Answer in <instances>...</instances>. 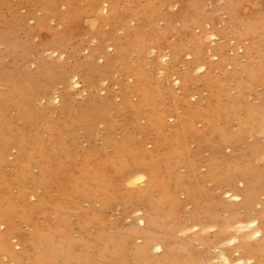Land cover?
I'll return each mask as SVG.
<instances>
[{"label": "rangeland", "instance_id": "rangeland-1", "mask_svg": "<svg viewBox=\"0 0 264 264\" xmlns=\"http://www.w3.org/2000/svg\"><path fill=\"white\" fill-rule=\"evenodd\" d=\"M105 6L108 8L105 0H0V139H19L24 146L20 157L11 146L4 152V163L0 165V209H4V214L14 223L20 237L27 236L33 229L42 234L56 229L72 241L90 242L88 245H92L103 229L120 232L119 223L122 231H126L127 226H132L136 218L142 216L146 226L154 229L159 237L179 241L182 248L185 247V251H179L184 256L196 254L199 261L205 257L204 264V261L222 264L216 250L221 244L211 241L227 242L228 237L239 236L233 234L235 226L223 228L224 222L230 219V212L219 199L225 198L222 194L228 187L220 188L215 182H193L183 177L184 165L177 164L174 172L182 177L183 184L176 193L174 217L183 220L193 212L194 203L185 194L188 187L198 212L206 217L212 214V222L202 233L198 220L188 219L186 233L182 236L176 233L175 238L169 232L172 228H166L170 219L152 206L155 202L152 194L145 200L130 196L145 185L146 177L142 176L139 183L133 185L114 186L118 180L113 163L118 156L129 160L137 148L140 150L137 156L143 153L146 162L156 165L160 181L164 176L161 161L167 155L172 159L181 157V160L190 155L196 166L211 157L223 161L231 155L257 171L259 187L264 189V129L247 133L248 137L244 136L245 140L237 149L229 140L238 133V116L253 111L259 118L264 113V0H115V13L111 17L105 15L106 9H102ZM75 19L80 21V27L72 26ZM139 40H144L145 46L137 49L134 43ZM197 66L206 69L200 70ZM37 71L39 75L33 78ZM63 71L76 74L73 80H77L80 87L66 89L68 110L65 115L53 112L43 115L45 106H52L53 110L62 106ZM132 73L140 77V89L147 97L143 110L137 113L129 107L136 103V93L124 95V87L128 89L133 83ZM31 90L36 92L34 99ZM44 94H48L50 100L45 99L48 97ZM98 101L101 107L97 108L94 102ZM85 105L90 106L88 110L82 109ZM182 107L193 109L195 115L212 110L210 128L203 130L206 121L202 114V118L192 120L196 133L202 134L191 137L185 133L176 139L168 127L174 123L173 115ZM146 110L163 118V124L150 127ZM187 115L193 118L189 112ZM87 130H90L89 138ZM53 137L70 152L51 148L49 141ZM35 140L47 147L51 167L48 173L54 181L46 187L37 182L41 177L39 164L44 159L32 151ZM183 142L187 150L180 151ZM0 151H3L1 146ZM90 151L93 153L86 155ZM27 153H30L27 170L31 178L24 183L21 212L32 222L24 221L18 213L16 198L22 189L19 181L23 172L13 167L16 158L24 163ZM150 154L155 157L153 161ZM62 163L68 165L66 179L62 177L66 170ZM82 164L90 168L87 176L98 169L111 179L112 187L103 199L99 196L89 199L80 196L76 201L65 199L62 209L57 210L65 212L62 221L53 206L61 203V191L68 195L76 182H81ZM204 169L202 166L197 170L203 172ZM167 182L172 184V181ZM159 194L157 192L156 196ZM36 195L42 199L41 209H38ZM151 207L155 210L151 211ZM224 212L226 214L222 215ZM197 224L199 230H193ZM2 228L3 225L0 230ZM197 238H202L207 245L211 243L201 246ZM139 239L133 236L135 244ZM13 242L19 243L17 238ZM95 244L94 251L98 250L96 240ZM0 261L12 264L4 257Z\"/></svg>", "mask_w": 264, "mask_h": 264}, {"label": "bare ground", "instance_id": "bare-ground-1", "mask_svg": "<svg viewBox=\"0 0 264 264\" xmlns=\"http://www.w3.org/2000/svg\"><path fill=\"white\" fill-rule=\"evenodd\" d=\"M105 1L108 2V8L105 6V8L102 9L103 10L106 9L105 15L111 17L115 13V0H105ZM44 5L46 7H49L46 4V2H44ZM73 25L74 27H78V26L80 27V21L75 19V21H72V26ZM139 41L134 43L136 44L137 49H140V47L142 48L145 46L144 40H142V42L140 41V43ZM165 55H164L165 56L164 60L167 57V54ZM212 55L214 54L212 53ZM197 67L200 70L203 69L202 68L203 66H197ZM56 69H58V67ZM39 73L40 71H37L35 74H33L32 75L33 78L37 77ZM63 74L64 76L62 77V82L64 83L65 88H63L64 90H62L60 96V99L62 100L61 103L62 106L60 105V107L55 110L51 109L52 106L51 107L45 106L42 112L43 115L45 113L48 114L49 112L58 113L59 116H62L63 114L65 115L66 111L68 110L66 106L67 102H65L67 99L66 91H68L66 89L68 88L70 90V88L73 87L76 88L80 87L79 84L76 83L77 80L75 81L73 80L76 74L75 75H72V73L69 74L68 71H63ZM132 76H133L132 77L133 83L128 87V89L127 87L126 89L124 87V95L126 92L128 94L130 92H133L134 94L136 93L135 95L137 99L136 103L133 104L131 103L130 105L128 103V105L130 108L133 109L135 113H137L139 109L143 110L142 105L146 103L147 97L146 95L142 94V91L140 89L139 86L140 77L135 73H132ZM183 77L185 78V76ZM81 78L79 80H81ZM85 78H87V76ZM173 80H172V84L175 85L178 79L177 80L175 79L176 82H174ZM55 83H57V81ZM130 88L132 89L129 90ZM52 89H54V87ZM52 89L50 88V93L52 92L51 91ZM30 95L31 98L33 99L37 97L36 92H34L33 90L30 91ZM47 95L48 94H46L45 96ZM45 96L43 97V99L45 98ZM45 99L50 100L49 97ZM92 101L94 100L92 99ZM89 102H91V100ZM94 103L97 105V108L101 107V105H99L101 104L100 101ZM89 107L90 106L85 105V107H83L82 109L88 110ZM145 112H146L145 114H146L147 123L150 127H160V125L163 124L164 122L163 118L154 115L152 112H149L148 110H146ZM188 112L190 115H192L193 118L188 117L187 115ZM210 112L213 111L212 110H210L209 112L201 111L198 113V115H195V111L193 109H188V107H182L179 113L173 115L174 120L172 119V121H174V123L172 124L171 127H168L170 128L169 131H171L172 135H174L176 139L183 137L185 133L190 135L191 137L200 135L202 134V132L199 133L200 132L199 131L196 133L195 128L192 125V120L195 119L196 117L197 118L201 117V115L203 114L206 123L202 127L203 130L208 129L210 128V124L213 121V116L210 115ZM255 115L256 113L253 111H251L250 113L246 111L243 113L242 116L237 117L238 133L233 135V137H229L230 143H232L233 146H235L234 149L239 148L242 141L245 140L244 136L247 133L249 132L251 133L252 130H256V129H264V113L261 114L259 118L255 117ZM87 134H89V136H87V138H89L90 130H87ZM55 139L57 138L53 137L49 141V145L51 148L55 149V147H57L59 148V150L62 149V152L64 153L70 152L68 149H66L64 145L61 147L60 141L58 142V140ZM33 145L34 147L32 149L34 150L32 151H35L36 153L38 152L40 155V159L42 158L44 159L43 162L39 164L41 177L37 182L41 186L46 187L49 182L54 181L53 176L50 175V173H48V170H50L51 167L48 159L49 156L46 153L47 147H44L43 143L39 140H35ZM0 146L3 149V151H0V165L4 163V152L8 146H11L17 150L18 152L17 157H20L22 152L24 154L23 142L20 141L19 139L13 140L11 138L9 139L2 138L0 139ZM117 150L119 152L120 147H118ZM183 150L184 151L187 150V147L184 144V142L182 143V147L180 151ZM92 151L95 152V150ZM93 152L90 151L86 155H90ZM138 152H140V150L136 148V152H134V156H131L129 160H127L125 157L120 158V156L116 158L117 161L113 163V166L118 181L116 182V184L114 183L115 184L114 186L122 185L121 183L133 185L139 183L141 177L145 176L146 177L145 185L140 187L136 191V193H131L130 196L131 198H140V200L141 199L145 200L146 197L152 194V197L155 201L154 205L152 204V206H155V208L159 211L160 214L166 215V218L170 219V221L167 224L168 227L166 226V228H170V227L172 228L169 232L170 235L172 233L173 237L175 238H177V236L175 235L176 233H180L181 236L184 233H186V230L188 229H186L185 226L187 225L186 222L188 219L190 220L196 218L198 220L197 223H199L200 225V232L202 233L207 228V224L212 222L210 221V217H212L211 216L212 214L211 215L208 214L210 215V217L208 216L206 217V215L198 212L199 208L197 204H195L196 200L193 198L190 189L186 186H185L186 187L185 194L194 203V208L192 209L193 212L191 214L189 213V217L188 218L185 217L183 220L174 217V209H176V203H177V199L175 198L176 193L179 187H181L183 184L182 177L177 176L175 174L176 172H174L175 170H177V164L180 163L184 165V167L186 168L185 170L186 173H184L185 176L183 177L186 178L189 177L190 180H192L193 182H196L198 184L202 182L203 183L215 182L219 185L220 188H222L223 186L228 187L229 190L227 192L225 191L224 192L225 194H222L223 196L225 195V198L220 197L219 199L221 203H223L225 206L228 207V210L230 212V219L228 216L229 220H227V222L225 221L224 226L223 225L222 226L224 229H228L231 226H235L236 232L233 234L238 233L239 236L236 235L233 238L228 237L230 239L227 242L224 241L222 242L220 240L211 241L216 244H221L220 248L216 249L218 250L217 254L220 256L219 257L217 255V257L221 259L218 260L222 264H264V197L263 200L260 201L261 200L260 197L264 196V189H261L259 187L261 182L259 181L258 178L259 174H257V171L253 170L250 167V165H248L247 163L236 161V159L231 155L223 159V161L221 159H215V157H211L209 159H206L203 165H199V166L193 164L194 162L192 161L194 160L190 155L189 157L187 155L182 160L181 157L180 158L173 157L172 159V158H168L167 155L161 161L164 163V166L162 167L159 165L162 169H164L163 172L164 176L159 181V177L157 176V172L154 167L156 165L153 164L154 166H152V163L149 164L148 162H146V160H144V157L146 155L142 153L143 150L141 151L142 155L137 156ZM29 154L30 153L26 154L24 163L18 160V158H16V160L13 163V167L17 166L18 170L20 168V173L23 172L22 174L18 172L21 177L19 183H21L22 185V189L20 188V192L18 193V196L16 198V202L19 204L18 206L20 208L18 209V213L20 214V216L24 221L30 220V222H32L31 219L29 218L26 219V217H24L25 215H23L21 212L23 197H24V183L27 180H30L31 178L29 171L27 170V165L30 161ZM213 155H215V153ZM152 158L155 159L153 155H151V161H153ZM33 159L34 157H32V160ZM61 166H63L64 169H66L64 170V173L62 175V177L66 179V177L68 176L67 173L68 165H64L62 163ZM202 166L205 167L204 171L203 172L198 171ZM89 170L90 168L82 164V166L80 167V173L82 174L81 182L80 181L76 182V184L72 189V192L68 195L64 194L61 191V198H60L61 203H56V205L53 206L54 208L53 211H55L54 213L58 216L60 220L62 221L65 220L64 219L65 212L64 210L61 211H57V210L62 209V203L64 202L65 199H68L69 201H76L80 196H86L88 199L90 197L99 196L101 199H103L105 197L104 194L106 195V193L109 191V188L112 187L111 179L108 176L99 172L98 169H95L93 171L92 176L89 177L87 176ZM88 180L91 181V184L89 185L87 184ZM167 180L172 181V184L171 185L168 184ZM158 187L159 189H157ZM157 192L160 193L159 196H156ZM36 197H37L36 202L37 205L39 206L38 209H41L43 204L42 199L40 195H36ZM103 202H105V200ZM153 208L151 207L150 210L152 211ZM225 212L222 215L226 214ZM148 214L147 216H149ZM145 221H146L145 217L142 216L137 217L136 223L133 224L132 226L130 225V227L127 226L128 229H126V231H122V226L121 224L119 225L118 223L117 228L120 230V232L117 231L116 233L105 232L103 229V231L100 232L95 238V240L98 242V250L94 251L96 245L95 240L91 243L92 245H88L90 242H88V244H84L81 242L72 241L65 235H62L61 233L59 234L58 233L59 230L56 229L49 234H42L41 232L38 233L36 229H33L27 236L23 235L20 237L17 235V230L16 227L14 226V223L10 220V218L6 216V214H4V209H0V226L3 225V228L0 230V258L4 257L12 264H202L203 263L202 261L205 259V257L202 261H199L201 259L197 260V256H195L196 254L193 256L186 254V256H184V254H181L179 251L181 252L185 251L183 250L185 249V247L182 248V245L179 241L178 242L173 240L170 241L163 239L164 237L163 238L159 237V235L155 233L156 231L154 229L151 228L149 229L148 228L149 226H146ZM83 224L85 226V221ZM153 227H155V225ZM197 227L198 224L196 225V227L193 226L194 228L193 230L196 231L197 229L199 230V228ZM101 228L104 227L101 226ZM218 228H220V225ZM189 229L191 230V228ZM133 236H136L141 239V240L139 239L140 242L138 244H135L133 242ZM14 238H17L20 244L19 243L13 244ZM197 239L201 246L207 245V243H205L202 238H197ZM211 242H209L207 246H209ZM17 245L20 246L17 247ZM197 246L198 245H196V247ZM232 256H234V259L229 261L230 260L229 257ZM204 262L207 264L208 261L207 262L204 261ZM215 263L217 262L215 261Z\"/></svg>", "mask_w": 264, "mask_h": 264}]
</instances>
